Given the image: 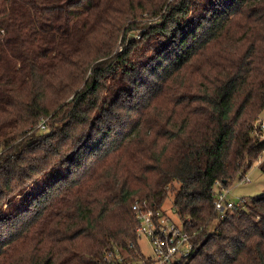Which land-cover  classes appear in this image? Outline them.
I'll use <instances>...</instances> for the list:
<instances>
[{"label":"trees","instance_id":"16d2710c","mask_svg":"<svg viewBox=\"0 0 264 264\" xmlns=\"http://www.w3.org/2000/svg\"><path fill=\"white\" fill-rule=\"evenodd\" d=\"M263 110L264 0H0V264L136 261L170 189L175 264H264Z\"/></svg>","mask_w":264,"mask_h":264},{"label":"built area","instance_id":"2783aa9c","mask_svg":"<svg viewBox=\"0 0 264 264\" xmlns=\"http://www.w3.org/2000/svg\"><path fill=\"white\" fill-rule=\"evenodd\" d=\"M258 125L264 138V120L260 119ZM41 129L47 127L46 119L39 124ZM264 158V155L261 159ZM242 181H250L245 175ZM227 190H218L215 201V210L220 216H225L229 211L239 210L246 207L250 202L247 197L238 200L228 198ZM134 212L138 220L137 231L140 236L145 237L150 243L151 253L138 252V259L130 261L127 256L117 253L115 264H175L182 263L188 259L197 248L193 240V234L178 221L177 213L172 209L168 213L166 209H153L147 199H137L133 204Z\"/></svg>","mask_w":264,"mask_h":264},{"label":"rangeland","instance_id":"374dc122","mask_svg":"<svg viewBox=\"0 0 264 264\" xmlns=\"http://www.w3.org/2000/svg\"><path fill=\"white\" fill-rule=\"evenodd\" d=\"M155 18H152V20ZM141 32L139 31L138 34ZM140 36V35H139ZM260 118L264 120V110L260 115ZM260 161H256L252 167L247 171V176L250 177V181H240L238 177L231 182V185L227 189L228 198L232 200H238L240 197H247L249 201H252V197L261 194L264 192V172L259 166ZM221 184L215 185V190L218 191ZM226 190V189H225ZM168 199H165L162 209H166L168 213H172V204H173V191L170 189L167 195ZM166 197V198H167ZM248 206H250V204ZM247 206V207H248ZM246 207V209H248ZM140 246L143 252L151 253L150 243L145 237L140 239Z\"/></svg>","mask_w":264,"mask_h":264}]
</instances>
